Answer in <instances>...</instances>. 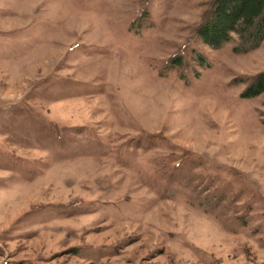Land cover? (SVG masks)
<instances>
[{
	"label": "rangeland",
	"instance_id": "374dc122",
	"mask_svg": "<svg viewBox=\"0 0 264 264\" xmlns=\"http://www.w3.org/2000/svg\"><path fill=\"white\" fill-rule=\"evenodd\" d=\"M211 0H0V264H264V41Z\"/></svg>",
	"mask_w": 264,
	"mask_h": 264
},
{
	"label": "trees",
	"instance_id": "16d2710c",
	"mask_svg": "<svg viewBox=\"0 0 264 264\" xmlns=\"http://www.w3.org/2000/svg\"><path fill=\"white\" fill-rule=\"evenodd\" d=\"M196 35L210 49L235 41V53L255 49L264 41V0H211L208 15L196 29ZM264 93V72L252 78L241 98Z\"/></svg>",
	"mask_w": 264,
	"mask_h": 264
}]
</instances>
